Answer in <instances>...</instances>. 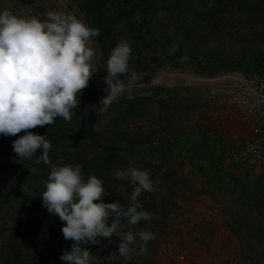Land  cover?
<instances>
[{"label":"rangeland","instance_id":"374dc122","mask_svg":"<svg viewBox=\"0 0 264 264\" xmlns=\"http://www.w3.org/2000/svg\"><path fill=\"white\" fill-rule=\"evenodd\" d=\"M112 1L117 2L118 0ZM209 5H211V1L206 3V6ZM38 7L42 13L65 11L89 24L77 0H41ZM225 15L230 23L227 24V28L223 32L212 33L209 24H201L197 27V35L188 39L178 33L175 26L177 17L167 8H157L149 14V26L157 34L165 33L173 37L183 45L184 49L194 47L201 53L215 52L220 57L231 60L233 64L239 53H244L247 56L251 53L264 55V14L251 22L248 21V14L244 12L231 9ZM114 27L118 32L119 40L129 42L133 54L135 47L133 46L132 33L126 28V21L119 19ZM202 32L203 35L200 34ZM91 46L96 50V56L92 61L95 72L88 85L96 87L97 95L90 103L79 108V123L75 124L72 118L70 124L74 123L75 127L82 131H94L103 144L116 143L121 149L119 152L122 160L131 159L135 166H139V168L142 166L143 170L150 172L156 190L153 192L154 197L146 196V201L149 203L143 206V210L149 213H158V215L150 222L142 220L133 229L134 232L139 229H150L155 234V239L148 242L147 251L144 254L134 252L131 259L125 260L118 254L120 241L115 233L111 238L98 237L96 244L90 243L82 245V247L88 248L91 254L98 258L99 264H183L182 260L186 256L180 255V250L183 249L182 245L185 239L178 236L179 231L187 225L186 222L191 221V218L194 219L192 222L194 225L198 224L196 220L200 223L205 216L197 208L187 209L185 207L189 201L197 199L189 187L194 185V182L200 183L203 179L191 163L193 153H189L187 148L189 143L194 142L193 138L185 139V135L188 136V132L200 119V122L215 124L217 127L223 121L219 113H207L201 107L205 101L202 95L206 96L207 93H205L202 83L206 82V77L212 73L201 68L194 60L170 62L165 59V63L153 71L139 73L138 79L133 80L130 75L118 77L124 82L126 91L118 101L109 106L106 112L101 113L102 105H99V102L109 92L105 80L107 71L95 38L91 42ZM235 64V71L246 74L260 71L254 65L247 63L246 59L244 62ZM227 71L231 72V70H224V72ZM181 129H184L185 132H180ZM180 139H182L181 143ZM131 140H137L136 144L126 147ZM54 147L60 155L67 156L66 159L69 158V162L72 164L77 161L75 151L82 152L86 158L94 160L101 159L106 154L101 147L88 141L78 144L64 141L57 143ZM194 163L197 165L195 161ZM16 168L44 171L35 166H27L18 158L0 154V172L12 174ZM104 174H108V172L104 171ZM36 176H30L29 179L25 176V183L19 187L8 180L9 182L4 185L3 193L0 194V199L6 200L11 195L9 202L12 201L13 205L12 209H9L10 212H0V226L7 228L14 225L26 233L19 236L14 230L3 229V237L13 238L21 247L22 252L27 249L35 250L36 247L48 248V246L55 245L44 229L53 218V215L43 205L41 194L45 191V187H33L28 184L35 180L47 181L48 179ZM106 178L105 176L101 178L103 183L107 182ZM115 184L118 188L124 186L121 181H117ZM103 187L106 194L101 200L94 201L95 203H114L115 200H119L122 205L126 206L127 189L125 186L124 192ZM192 188L194 190V186ZM196 193L201 192L196 191ZM35 202L43 205L41 207L43 211H37ZM196 216L201 219H196ZM121 218L125 224L118 229V232L120 236H123L129 227L126 225V218ZM113 220L114 216H109L107 225L111 226ZM63 227L64 224L59 225V234L62 236L61 229ZM66 241L72 244V241ZM139 243L140 241L137 239V252ZM60 252L63 254L65 251L61 250ZM60 256L55 258L56 263L66 264L60 259ZM0 264H3L1 260Z\"/></svg>","mask_w":264,"mask_h":264},{"label":"clouds","instance_id":"9594fccd","mask_svg":"<svg viewBox=\"0 0 264 264\" xmlns=\"http://www.w3.org/2000/svg\"><path fill=\"white\" fill-rule=\"evenodd\" d=\"M99 30L85 20L65 11H48L46 18L18 16L8 8L0 10V135L16 136L12 144L20 162L34 159L50 167L45 191L41 194L47 211L65 222L61 229L65 240L72 241L71 251H65L60 259L66 264H99L88 248L82 245L96 244L98 237L119 238L118 254L131 259L132 254H144L148 242L155 239L150 229H133L143 220L152 221L158 213L143 210L138 197L143 192H154L155 184L147 170H141L129 159L126 170L117 169L114 178L128 181L133 190L127 202L95 203L106 194L103 181L95 175L87 178L80 164L57 166L49 157L52 143L44 135L31 129L53 125L57 118L72 121L73 109L80 103L78 96L95 71L92 61L96 50L91 42ZM174 48L169 49L172 54ZM132 48L127 40H121L111 50L106 61L105 78L109 92L99 105L100 112L107 111L113 102L126 91L118 77L138 79L139 73L129 66ZM187 56L181 58L186 61ZM42 154L37 156V150ZM124 192V186L117 188ZM109 216H114L111 226ZM126 218L129 230L120 236L118 229ZM137 239L140 243L137 252Z\"/></svg>","mask_w":264,"mask_h":264},{"label":"trees","instance_id":"16d2710c","mask_svg":"<svg viewBox=\"0 0 264 264\" xmlns=\"http://www.w3.org/2000/svg\"><path fill=\"white\" fill-rule=\"evenodd\" d=\"M209 1H211V5L206 6V3ZM77 3L85 13L90 26L99 30V35L95 39L99 44L101 58L105 64L111 50L120 42L114 25L119 19H122L126 21L127 30L132 33L133 46L135 47V51L129 61V66L134 68L138 73L153 71L156 67L164 64L165 59L171 62L181 60L185 56L188 57L186 61L194 60L201 68L206 69L212 74L224 70H234L235 63L244 62V59L258 70L264 71V55L260 53H251L249 56L239 53L233 64L231 60L220 57L215 52L201 53L200 50L194 47L184 49L183 45L173 37L165 33L157 34L149 26V14L157 8H167L171 13L176 15V30L185 39L197 35V27L201 26V24H209L212 33H221L227 28V24L230 23L226 19L225 14L229 13L231 9L247 13L248 21L251 22L264 14V0H118L117 2H113L112 0H77ZM34 15L41 20L46 18V13H42L40 9H37ZM200 34L203 35L204 33ZM171 48H174L172 54L169 53V49ZM97 91L94 85H88V87L82 90L78 96L80 103L76 109L72 110V118L75 124L79 123V108L90 103L93 97L97 95ZM74 123L70 124L63 119L57 118L53 125L38 126L30 131L44 135L46 139L51 141L53 147L49 153V157L57 166L72 164L69 162V158L66 159L67 156L60 155L55 149L54 146L57 143L69 141L78 144L88 141L101 147L105 150L106 154L98 160L86 158L82 152L75 151L77 161L74 164L78 163L82 166L85 178L89 175H95L100 179L104 178V176L107 177V182L103 183V186L110 189L116 190L118 186L115 183L121 181L127 189L128 202L133 190L132 184L128 183V181L115 179L113 175L117 169L126 170L129 167L128 161L121 159V153L119 152L121 149L119 146L116 143H101L94 131L79 130L75 127ZM21 135H24V133L21 132L13 137L0 135V154L17 158L13 152L12 144L15 138L18 139ZM136 141H129L126 147L134 146ZM41 154L42 149L37 150L36 155L39 156ZM34 159L24 162L27 166H35L44 171H29L16 168L12 174L0 172V192H2L4 185L9 181L18 187L23 185L25 183V176L28 177L27 179L33 175L48 179L50 167L43 162L37 165L34 163ZM136 167L139 168V166ZM140 167L139 169L143 170L142 166ZM104 171L108 172V174H104ZM109 181L112 183H108ZM28 184L33 187L44 188L46 181L35 180ZM147 195L154 197L153 192H143L138 197L143 206L149 203V201H146ZM37 201L39 200L37 199ZM35 206L36 208L43 207L38 202L37 204L35 202ZM61 224L65 225V222H62L58 216L53 215L52 221L44 228L45 233L55 242L54 246H48V248L36 247L35 250L27 249L24 252L21 251V247L13 238H4L0 234L1 262L3 264H58L55 258L62 255L60 251H71V243L59 234V225ZM13 229L18 232L19 236L24 235V232L18 227H14Z\"/></svg>","mask_w":264,"mask_h":264},{"label":"crops","instance_id":"0c3cea01","mask_svg":"<svg viewBox=\"0 0 264 264\" xmlns=\"http://www.w3.org/2000/svg\"><path fill=\"white\" fill-rule=\"evenodd\" d=\"M39 3L41 0H0V10L8 8L18 16H35V11L40 9ZM245 75V72L235 69L209 74L202 87L205 93L223 87L229 89ZM202 97L205 101L201 107L207 113H219L223 121L217 127L200 122V119L188 136L185 135V139L193 138L194 142L189 143L187 148L189 153H193L191 163L203 178L200 183L194 182V190L192 186L189 187L197 199L189 201L185 207L197 208L205 216L200 223L196 220L198 224L194 225L191 218L179 231L178 236L185 239L180 250V255L186 256L182 262L264 264V163L234 161L230 158L231 153L253 135L257 120L254 115H246L240 106L227 98L218 103L204 94ZM180 132L185 131L181 129ZM10 200L11 195L7 200L0 199V212H10L9 209L13 207ZM36 209L43 211V208ZM198 218L201 219L196 216ZM14 227L0 226L1 236L3 229L14 230ZM22 231L25 235V231Z\"/></svg>","mask_w":264,"mask_h":264},{"label":"built area","instance_id":"2783aa9c","mask_svg":"<svg viewBox=\"0 0 264 264\" xmlns=\"http://www.w3.org/2000/svg\"><path fill=\"white\" fill-rule=\"evenodd\" d=\"M210 99L222 103L228 99L240 106L246 115H254L257 123L253 135L236 148L230 158L234 161L264 163V71L241 77L232 88H220L206 93Z\"/></svg>","mask_w":264,"mask_h":264}]
</instances>
